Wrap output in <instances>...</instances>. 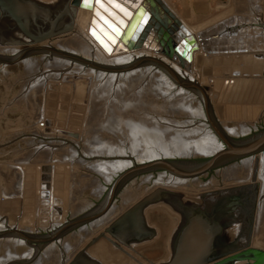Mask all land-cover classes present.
<instances>
[{
  "label": "bare ground",
  "instance_id": "6f19581e",
  "mask_svg": "<svg viewBox=\"0 0 264 264\" xmlns=\"http://www.w3.org/2000/svg\"><path fill=\"white\" fill-rule=\"evenodd\" d=\"M141 14L143 15V18L140 20L139 26L136 27L135 33L140 34L142 42L143 40H146V43L145 45L139 43V46H137L136 48L137 49L143 48L158 52V45L155 43L154 35L150 31H148L149 15L139 12L137 22L139 21V16ZM177 17L179 18L178 15ZM226 22H225L226 25H228L229 27L232 26L231 21H226ZM234 26H242L245 27L242 30H247L251 26V23L242 22ZM223 29H224V25L220 27L214 26L213 28L208 29L205 33H201L199 35L196 34L198 40L200 39L199 42L201 41L202 43H200L201 47L199 48V50L194 53L193 64H195L196 59L200 55L206 57L214 53L215 50L210 51L209 49H207L206 43L210 40L209 37H213L214 39L213 34L216 32L220 33L221 31H223ZM261 32L264 33V31ZM135 33L133 34V38L136 36ZM71 37H76L78 38L79 41L87 40L84 31L82 29L77 28L76 26L73 32L59 36L56 39L46 41L38 46H32L28 48L23 46L3 47L0 45V61L3 59H6L7 63H10V61L11 62L15 61L16 65L25 67V70L29 74V75L26 74L27 77L28 76L32 77L30 79V82H27V79L24 82L26 85L25 93H28L29 91H33V93L34 92L36 93V90L39 91L41 89L46 91L50 83L51 84L53 83L51 81H53L54 79L60 80L62 78L63 81H65L64 78H70V79L73 78V80L76 81L75 85L72 86L73 88L72 90L75 93L74 96L76 102L79 100L77 102L78 104L79 102L86 103L88 107V112H87V114L89 115L87 116L88 122L85 125L86 128L84 130L86 134L88 133L89 139L91 140L92 138H94V133L91 130L93 128V124L95 123L97 124L101 122L103 129L107 128L108 131H113L110 133L111 136L112 134H114L115 136H119L118 134L121 133V135L127 137L126 138L127 140L130 139L131 141L130 143H128L127 140L123 139L124 141L121 142L123 145L121 147L118 145L117 151L111 150L110 148H109L110 152L105 148L102 149L101 151L96 150L94 152L91 149L86 150L91 152V155L92 154L94 155L96 153L95 157L99 155L105 158L101 162L92 163L88 161L89 159L86 160L79 157L75 149L69 147L63 149L62 147L63 145H65L63 143L66 142V141L62 142L64 139H68V140L70 139L75 143H78L80 140L84 139L82 135L85 136V134L82 133L78 135L76 132H75L76 134H74V132L73 134L70 133L68 134L67 132L66 133L60 132L62 134L60 135L57 134V137L59 136V138L57 137L55 138V139H59L57 142H51L50 144H46L41 149L38 148L39 149L38 151L35 150L34 152H32L33 154L31 159L33 161V164L37 165V167H41V164L43 163H50L54 167L58 164L70 166V171L72 167L87 168L88 170L99 173L100 176L105 178L107 183H110L111 181L113 182L115 178L116 179L119 178L121 174L125 173L126 170L130 169V167L132 168V165H134L133 162H138L140 165V164L159 161V160H184L194 157H210L212 155H215V153H218L222 149V145L218 142L217 137L211 132L212 130L207 128L208 117L205 113L202 99L198 95L193 94L192 92H189L184 88H180L182 87V85L178 84L177 86L176 85L177 83L174 81V79L170 77V75H168V73L165 70L157 67L154 64L156 63L161 64L166 69H171V71H173L178 77L179 75H182L183 77H187V79H189L188 80L189 83L195 82L196 84H198V86L204 87L206 86L205 85L206 78L204 75H202L201 72L197 70L196 67L189 68L188 66L187 68L182 69L179 64L177 65L173 64L171 60L168 62V59L164 58L163 56L162 58L150 56L147 54L146 51L138 54L136 53L128 54L127 52H124L120 55H115V57H112L107 55L101 48L97 49L94 45H90L86 42H85L86 44H84L83 42L79 43V41H73ZM129 37L130 34L129 36H126L125 40L132 44L133 41L129 39ZM225 40H227V43H233L231 37H228ZM262 51H264V49ZM23 53H25L26 56L21 58V60L18 59V57L21 56ZM39 53L42 54L49 53L52 55H57L59 57L54 58L55 60H52L51 56L49 57L48 55H42L40 58L31 57ZM241 53H249V52H241ZM62 57L74 58L78 60L81 59L87 65L84 66L81 64H74L70 60L64 59ZM142 58L150 59L149 61H147V63L149 64L142 63L143 66L141 67H146V68H141V69L138 68L137 70L134 69L133 71L126 73H116V74L104 73L101 71H95L94 69L87 67L90 66L89 64H95L103 67L119 68V66L130 65L133 61H137ZM44 63L46 65L44 68L46 71H43L42 72L43 74L42 73L38 74V72L41 71L39 70L41 64ZM8 66L9 65L7 64L0 63V74L4 72V70L2 69H7ZM216 76H220V75H216ZM249 76L250 75L241 76V77L248 78ZM216 82L217 81H215L214 83ZM213 88L215 90H218L219 88L221 89L222 86L220 87V84L216 83L213 85ZM23 93L24 92H22V94ZM29 93L31 94V92ZM155 93L157 96L155 95ZM159 101H162L165 107H168L170 109L169 112L170 111L173 113L179 112L181 114L185 112V115L192 117L190 119L194 118V120L188 119L189 120L188 122L183 123L181 125L180 124L177 125L176 122H173L172 120L173 125L170 124L171 122L169 123L170 125L167 124L166 122L165 125H161L160 121H158L159 119L156 116L155 117L151 116L147 112L140 113L139 116H137L135 115V112H133V111H141L142 109H145V111H153V112L157 111L159 109L158 106ZM99 110L103 111V117H105L111 112V116L117 118L113 119L112 117L109 120L112 124H110V122L107 120L103 121L104 119L100 121V118H97L99 115L98 113L100 112ZM131 118L132 119L135 118V119L131 120ZM156 118L158 120H156ZM139 119L141 121H138ZM204 119L205 120L207 119L206 120L207 122ZM178 127L181 129H178V131L176 130L177 132V133L175 132L176 134L168 135L167 137L168 139L169 138L178 139L180 136L182 137L180 139L181 142L178 141L179 142L178 145L175 142V144L173 143V145L171 144L170 146L161 144L160 139L163 138L164 140L167 139V137L161 138L159 133L165 132L168 134L171 133L172 131V130L170 131V129L172 128L174 129ZM223 127L226 128L227 133L232 137L246 136L250 132H253L256 128L255 123H251L249 125L243 122H237L233 127H229L226 125ZM108 128H110L111 130ZM38 129L39 128L37 127V132L45 131V128L44 130H41L40 128L39 131ZM87 129L89 130V132L86 131ZM46 132L50 133L52 132V130L46 129ZM48 133L47 134L45 133V135L47 136L52 135ZM99 135L100 134H98V136ZM196 135H199L200 139L199 138L192 139V137ZM95 137H96L95 139H97V135ZM105 144H102V146H104ZM167 144L169 143L167 142ZM94 149H97V147H95ZM104 151L106 152L108 151V152L106 153ZM41 159H44L45 161L42 162ZM113 159H120V161H113ZM29 162L31 161L29 160ZM27 167L28 166H26V170ZM28 169H30V165ZM21 171L23 173L24 170ZM21 171L16 170V172H21ZM95 179H93V183H92V186H96L95 187L96 189L94 190L93 194L96 196L97 199H100L106 193L107 186H105L106 184L104 185L101 182H99L98 179L97 180ZM90 182L88 181V183ZM140 184L141 185L133 184L128 188H126L129 191L124 192V194L121 196V199L119 201L117 202L114 201L112 207L106 213H104L102 217L98 219L96 222H93L91 225L87 227L85 226L84 228L74 232L73 234H70L69 237L67 236V238L64 237L63 239L54 242V244L52 243L53 245L50 244L51 246L48 247L45 251H43L41 254L39 253L42 250L39 251L38 253V251L34 249L36 251L35 253L36 255L32 254V250H30L27 254L18 256L15 253H13L11 250L20 247L21 245H23V242L20 240H13L12 244H14V248L12 247V249L10 250L11 253L9 252L8 257H6L5 260H3L4 258L3 259L1 258L2 260L0 259V264H12V263L26 264L24 262L27 259H31L33 257L34 260L31 261L29 264H63L64 262L62 261L64 260V257L65 258L67 257L65 263L69 264L70 263L69 261L76 256V253L81 251L93 238L97 237L101 232H103L106 227H108L112 222H114L117 218H119L125 211H127L130 207H132V205L143 199L146 195H148L157 188H163L170 191H177L183 194H187L186 196L190 197V199L197 200V202L205 201L210 205H217V203H219L225 197H232V196L242 200V202H244L246 206L249 204L251 205L253 201L255 202L256 213L255 216L253 217L254 230L252 236V243L253 245L258 246L261 244V239H264V152L256 156L244 158L242 160L224 166L220 169H217L212 180L208 183L202 182L201 179L186 180V179L175 178L173 176H169L165 174H160L156 178H152L151 176H146L142 178ZM17 185L19 187V184ZM137 186L139 187L136 188ZM146 188H151L152 190H150L149 192L147 191L146 194L144 193V190ZM210 189H214L215 193L207 194ZM194 190H198L200 195L190 194L194 192ZM20 191L16 190L17 197L13 198L12 201L13 205L19 204L20 206V203L23 202V201L22 202L17 201V200L21 201L20 197L22 198L21 196L22 192ZM74 199H76V197ZM72 202L73 200H71V202H69L68 204ZM73 203L72 205H74ZM23 204L24 203H22V205ZM76 208L77 206H75L73 209L72 208L70 209H72L73 210L72 212H74ZM83 208L82 210L87 211L88 206L85 209ZM15 210L17 211V207ZM164 210L165 209L162 208H156L153 209L152 211L150 210L148 212V215L151 214L152 216H154V213H160L161 211L166 212L167 209L165 211ZM172 218L174 219V216ZM65 221L69 222L66 216L61 221H56V223L54 222V224L51 225V228L52 226L54 227V229L52 230L56 231L60 229V227L66 224ZM18 222L20 221H14L13 223H9V222H5L3 219L0 218V237L5 236L3 235L4 233L2 232H5L8 228L10 229L9 231H11V229L14 228L16 229L15 232L18 231L19 234L23 233V234H28L29 236L30 235L37 236V234H39L40 230L38 228L28 229L27 227L23 226L21 222L20 225L16 224ZM7 223L9 224V226ZM13 236H18V235H13ZM73 238H77L79 240L76 247H74L75 245H72L71 243L72 241H70ZM9 242L11 241H8L7 243ZM6 245L9 246V244ZM6 245L4 246L6 247ZM262 248L264 249L263 246ZM89 254L93 258L102 262L103 264H137L135 261L127 258L126 256L113 251L112 248H110V246H108V244H106L104 241L100 242L98 245L92 248L89 251Z\"/></svg>",
  "mask_w": 264,
  "mask_h": 264
},
{
  "label": "rangeland",
  "instance_id": "374dc122",
  "mask_svg": "<svg viewBox=\"0 0 264 264\" xmlns=\"http://www.w3.org/2000/svg\"><path fill=\"white\" fill-rule=\"evenodd\" d=\"M38 1H41L42 3H45V4L53 5V4H56L59 0H38ZM119 1L125 4L126 6L131 7L133 10L137 9L141 5V0H119ZM163 1L164 3H166V5H168V7L172 10V12L176 16L177 15L179 16V18L181 19L179 20L182 23H184V25L187 26L188 28L206 29V28H213L214 25H217L220 27V26H223L222 22L224 23L226 21H231L232 26L237 25L242 22L251 23V26L249 27V29L241 30L237 36L231 38L233 43H227V40L217 39L218 33L217 32L214 33L213 34L214 39L213 37H209L210 40L206 43L207 49H209L210 51L215 50L214 53L206 57L202 55L199 56L196 59L198 63L195 61V64H192L191 66H189V68L196 67L197 70L201 72L202 75L205 76L206 78L205 85H209L211 87H213V85L216 83H219L221 87L223 86L224 81L227 79L235 81L236 87L234 88V90H232V92H230L229 96L222 95V89H223L222 87L221 89L219 88L218 90H216L214 96L210 99V101H212L211 102L212 108L218 110V112H220V115H223V117H225L226 119L223 121L224 123L223 126L226 125L229 127H233L235 126L237 122H243L249 125L251 123H255V127L258 130L257 132L264 130V77L255 76V75L261 74L260 73L261 69H264V63L262 62L260 58H257V57H261L264 55V51H262L264 49V33L261 32V31H264V29L260 27L261 25H264V0H227L226 3H223L220 0H209L208 2L207 1L204 2V0H163ZM101 3L102 2H99L98 3L99 7L94 6V9L91 11L86 10V9L79 10L77 14V19H76V26L77 28L82 29L84 31L88 41L86 39H85L86 41H84L83 39H82L83 41H79L78 38L71 37L73 41H79V43L83 42L84 44L88 43L90 45H94L97 49H100L96 41L88 33L89 27L92 22L97 25L100 19L105 20L107 21V25H109V27H112V28L116 26V22H119L120 24L125 25L124 20L118 14H116V12L106 7L105 5L104 7H101ZM204 3L206 4V7H204ZM142 18H143V15L141 14L139 16V21L136 23V26L133 29L131 36L129 37V39L133 41L132 45L134 46L133 47L134 49L137 46H139V43H142L140 34L135 33L136 27L139 26L140 20ZM219 29H222V28H219ZM134 33L136 34V36L133 38ZM127 48L128 47L124 45L122 46L123 50L121 49L118 50L117 48L115 49L114 53L115 55H120L124 52H127L128 54L130 53L138 54V53L146 51L147 54L150 56L160 57V58H162L163 56L164 58H166L164 55L158 53L157 51H152V50L143 49V48L138 49V50L132 49L131 51V50H127ZM241 52H249V53H241ZM42 55H48L49 57L51 56L52 60H55L54 58L59 57L57 55H52L49 53H44V54L39 53L31 57L40 58ZM115 55H112V57H115ZM169 61L170 60L168 59V62ZM171 62L176 65L178 64L176 60L171 61ZM74 64H77V63H74ZM45 66H46L45 63L41 64L39 68V70L41 71L38 70L39 71L38 74L42 73L43 71H46L44 69ZM141 68H146V67H141ZM2 70H4V72L0 74V77H1L0 79V195H1L0 196V218L3 219L5 222H9V223H13L14 221H20L22 225L27 227L28 229L38 228L40 232L39 234H37V236H45L48 234V232L53 231L52 229H54V227L52 226L51 228V225H53L54 222L56 223V221H61L63 218H65L62 211L65 210L66 203H67V209L69 210V215L67 219L69 221L79 219L82 216L87 215V213L90 212L91 210L94 211L95 209H97L104 202V200L106 199L108 195V191L110 187H112V185L116 181V178L115 180H113V182L111 181L110 183H107L105 178L100 176L99 173L88 170L87 168H73L72 167L70 174H69L66 168H64L65 165L58 164L54 167L50 163H43L41 164V167L49 166V167H52L53 169V171L50 174V182L48 183L49 187H47L46 181H44L43 177H41L43 173L41 174V172H38L39 167L33 164V161L31 159L32 154H33L32 152H34L35 150L38 151L39 149L44 147L46 144H50L51 142H57L59 140V139H55L57 137V134L60 135L66 132L68 134L69 133L73 134L74 132V134L77 133L79 135L83 133L85 134V136L82 135L84 139L80 140L79 141L80 143L79 142L75 143L74 141L70 139L69 140L64 139L62 142L64 141L66 142L63 143L65 145H63L62 147L63 149L67 147L73 148L77 151L79 157H81L82 159H86V160L89 159L88 161L95 163V162H101L105 158L99 155L98 156L96 155L97 157H95L96 153L94 155L93 154L91 155V152L86 151V150L91 149L94 152L96 150L101 151L102 149L105 148L109 152H110V149L117 151L118 145L121 147L123 145L121 142L124 140H127L126 139L127 137L121 135V133L118 134L119 136H115L114 134H112L111 136L110 133L113 131H108L107 128L103 129L102 123L99 122L97 124L96 123L93 124V128L91 130L94 133V138H92L91 140L89 139L88 133L86 134L84 130L86 128L85 125L88 122V119H87V116H89L87 114L88 107L86 103L79 102L78 104L77 103L79 101L78 99H77L78 101L76 102V99L74 96L75 93L72 90L73 89L72 86L75 85L76 81L73 80V78L72 79L64 78L66 82L63 81L62 78L60 80L54 79L53 81H51L53 83L52 84L50 83L48 89L45 88L46 91L42 89L39 91L36 90V93L35 92L33 93V91H29L31 92L30 94L29 92L25 93L26 85L24 82L26 79H27V82H30V79L32 77L30 76L27 77V75L29 74L25 70L24 66H20V65H16L15 63H12L11 65L8 66L7 69H2ZM235 73L237 74L234 75ZM248 74L250 75L248 78L241 77V76H245ZM216 75H220V76H216ZM215 81L217 82L214 83ZM176 85L178 86V84ZM22 92L24 93L22 94ZM159 103H162V104H159ZM159 103H158L159 109L157 111H154V112L145 111V109H142L141 111H133V112H135V115L137 116H139L140 113H144V112L149 113L151 116H154V117L156 116L159 119L158 120L156 118V120L160 121L161 125H165L166 123L169 124L170 122H171L170 124L173 125L172 120L173 122H176L177 125L186 123L189 120H194V118L190 119L192 117L185 115V112H183L182 114L179 112H176V113L175 112L173 113L171 111L169 112L170 109L168 107H165L162 101H159ZM99 111L100 112L98 113L99 115L97 118H100V121L103 119H104L103 121H106V120L109 121L112 117L113 119L117 118V117L111 116V112L105 117H103V111L101 110ZM133 119L131 118V120ZM83 120L86 123H84ZM40 121L45 123L44 132H37L38 126L36 125L41 123ZM138 121H141V120L139 119ZM110 124L112 123L110 122ZM193 128H196V127H193ZM207 128L212 130L211 127H209V125ZM46 129H50L52 130V132L48 133L46 132ZM178 129H181V128L179 127L174 128V129L172 128L170 129V131L172 130L171 133L167 134L165 132H161L159 133V135L161 138L167 137L168 135L176 134L177 133L176 130L178 131ZM86 131L89 132L88 129ZM211 132L216 136V134L213 131ZM45 133L52 134V135L47 136L45 135ZM98 134L100 135L98 136ZM96 135H97V139H95ZM57 138H59V136ZM181 138L182 137L179 136L178 139L172 138L173 139L172 140L170 138L168 139L167 137V139H164L165 141L163 140V138L162 139L159 138V139L161 140V144L170 146L171 144L173 145V143L175 144V142L178 145L179 144L178 141H180ZM198 138L200 139L199 135L192 137V139H198ZM217 140L222 145L218 137H217ZM127 141L128 143H130L131 140L128 139ZM167 142L169 144H167ZM102 144H105V145L102 146ZM95 147H97V149H94ZM223 147L224 146L222 145V148ZM203 158L204 157H194L191 159H184V160H204ZM29 160L31 162H29ZM41 160L42 162L45 161L44 159H41ZM113 161H120V159H113ZM133 163L134 165H132V168L130 167V169H133L135 164L139 165L138 162H133ZM23 164H25L28 167L30 165V169H28L27 167V170H26V166ZM56 167L57 168L61 167L63 169H58L57 171H55V169H57ZM19 168L20 169L22 168L21 170H24L23 173ZM130 169L126 171H130ZM16 170L21 171V172H16ZM215 172L210 174L207 177H204L203 179H201V181L204 183L210 182L213 176L215 175ZM94 177L97 178L99 182H101L104 185L106 184L105 186H107L106 193L100 199H97L96 196L93 194L94 190L96 189L95 188L96 186H92L93 179H95ZM156 177L157 176H155L154 178ZM141 180H142V177L140 176L139 177L135 176L132 179H130L126 183L124 188H122L119 191L118 197L116 198V202L121 199V196L124 194V192L129 191L126 188H128L129 186L133 184L141 185L140 184ZM88 181L89 182L91 181V182L88 183ZM17 184H19V187ZM138 187L139 186H137L136 188ZM39 188H40V192H39ZM23 189H24V192H23ZM16 190L17 191L22 190L20 191L22 192L21 193L22 198L18 196L20 197L21 201L19 200L17 201L18 202L23 201L22 202L24 203L23 205L22 203H20V206L19 204L13 205V202H12L13 198L17 197ZM150 190L152 189L146 188L144 190V193H146L147 191L149 192ZM70 192L74 196L71 195ZM173 192L180 193L177 191H173ZM212 193H215L214 189H210L207 194H212ZM190 194L200 195L198 190H194V192ZM184 195H187V194H184ZM70 196H73V197H70ZM75 197L76 199H74ZM71 200H73L74 203L73 202L72 203L75 206H77L76 210H74L75 213L72 212L73 211L72 209L75 206L72 205V203L68 204L69 202H71ZM68 206L72 209H70ZM87 206L88 208L90 206L89 209L87 208V211L82 210L83 207H84L83 209H85ZM16 207H17V211L15 210ZM255 210H256L255 207H253L250 204L247 206L244 205V208L240 207L236 209V213L234 214L235 218L232 219V221H234L233 222L234 226H232L233 229H231L230 231L229 241H237L236 238L237 236L240 235L239 233H241L242 235L243 234L246 235L250 231V233L253 234V230H254L253 229L254 228L253 227L254 225L253 217L255 216V213H256ZM71 216L72 217L75 216V217L72 218ZM251 217H252V220H251ZM148 219H149V224L152 228H155V229L158 228L159 230L158 239L154 243L136 248V250L142 255V257H139L137 255H134V256L138 259V261L144 264H147L145 259L153 261V262L167 260L169 257V252L167 249V241L171 234V231L177 225L178 219H175V218L173 219L172 216H170L169 211H166V212L161 211L160 213H154V216L150 214L148 215ZM20 222L16 224L20 225L21 224ZM30 222H32L33 225H30ZM9 230L10 229L8 228V231ZM6 231L2 233H6ZM73 233L74 231L68 233L65 236V238H67V236L69 237V235ZM77 238H73L74 240L73 239L70 240L72 241L71 242L72 245H75L74 247H76L79 241ZM13 240L22 241L21 239L15 238V237H7V238L0 237V248H2L0 249V259L4 258L3 260H5L6 257H8L10 250L12 249V247L14 248V244H12ZM8 241H11V242L7 243ZM263 241L264 239H261V244L258 245L259 248H262V246L264 247ZM22 242H23V245H21L20 247H17L18 249L17 248L12 249L11 251L18 256L25 255L30 250H32V254L36 253L35 251L36 249L34 250V248H32L31 246L26 245L24 241ZM5 243L9 244V246L6 245ZM4 245H6V247ZM33 245L43 246V244H40V243H34ZM51 245H49L48 247H50ZM48 247L44 248L39 254L45 251ZM33 260H34V257L31 259H27L26 260L27 262L25 261L24 263L29 264ZM66 260H67V257L66 258L64 257V260L62 261L64 262L63 264H66L65 263ZM12 264H15V263H12Z\"/></svg>",
  "mask_w": 264,
  "mask_h": 264
},
{
  "label": "water",
  "instance_id": "95a60500",
  "mask_svg": "<svg viewBox=\"0 0 264 264\" xmlns=\"http://www.w3.org/2000/svg\"><path fill=\"white\" fill-rule=\"evenodd\" d=\"M59 1L50 5L38 0H0V45L29 48L71 33L75 30L79 10L91 11L94 6L99 7L98 3L102 2L125 22V25L116 22L114 28L109 27L105 20L101 19L97 25L91 23L88 33L107 55H115V49L123 50L122 46L124 45L128 47L127 50H135L134 46L125 39L129 34L131 36L137 23L138 14L142 12L149 15L148 31L154 35L158 52L171 61L176 60L181 68L185 69L193 64L194 53L201 47L200 43L202 42H199L200 39L198 40L196 34L205 33L210 29L188 28L163 0H141V5L135 10L119 0H114L112 4L109 3V0ZM220 1L226 3L227 0ZM115 4L121 5L126 11H121L120 8L115 7ZM222 25H224V29L217 35V39L220 40L235 37L240 33V30L245 28L242 26L229 27L225 22H222ZM260 27L264 29V25ZM145 43L146 40H143L142 44L145 45ZM136 50L138 49L136 48ZM22 55L18 59L21 60L26 56L25 53ZM62 58L73 63L87 65L81 59ZM257 58H260L264 63V55ZM149 60L142 58L133 61L130 65L119 66V68L95 64H89L90 66L87 67L104 73H126L141 68L142 63L149 64L147 63ZM0 63L11 65L15 61L7 63L6 59H3ZM154 65L165 70L177 84L182 85L180 88H184L202 99L208 117V125L224 147L215 155L204 157V160H159L140 165L135 164L133 169L126 171L116 179L104 202L94 211L88 212L87 215L70 220L60 229L48 232L45 236H29L28 234H19L18 231L15 232L16 229H11V231L7 229L3 234L5 236L2 237L19 238L39 253L68 233L76 232V230L87 227L100 219L112 207L119 191L135 176L154 178L165 174L186 180L203 179L217 169L264 152V130L243 137H232L227 133L226 128L222 125L226 120L225 117L220 115L218 110L212 108L210 99L216 92L213 87L209 85L200 87L195 82L189 83L187 77L182 75L178 77L171 69H166L161 64ZM260 73L256 76L264 77V69H261ZM222 87V95L229 96L236 87V83L234 80L227 79ZM64 168L70 174V167L65 166ZM58 169L63 168L58 167L55 171ZM38 170L41 174L43 173L42 177L49 187L52 167H39ZM244 205L246 206L242 200L233 196L225 197L217 205H210L205 201L197 202V200L190 199L183 193L157 188L93 238L69 264H103L89 254V251L102 241L108 244L113 251L126 256L137 264H144L138 261L134 255L142 257L136 248L154 243L158 239L159 230L152 228L148 219V212L156 208L167 209L170 216L178 219V223L171 231L167 241L168 259L159 262L145 259L147 264H264V249L252 244L253 234L250 231L246 235L239 233L237 241H229V234L234 226L232 219L235 218L236 209L244 208ZM251 205L255 207V202L252 201ZM62 212L67 218L69 215L67 203ZM30 225H33L32 222ZM34 243H40L43 246H35Z\"/></svg>",
  "mask_w": 264,
  "mask_h": 264
},
{
  "label": "snow or ice",
  "instance_id": "6c2138e0",
  "mask_svg": "<svg viewBox=\"0 0 264 264\" xmlns=\"http://www.w3.org/2000/svg\"><path fill=\"white\" fill-rule=\"evenodd\" d=\"M86 2H87V0H86ZM109 3H110V4L114 3V0H109ZM101 7H104V4H103V3H101ZM115 7L120 8L121 11H126V10H125L121 5H119V4H115ZM98 15H99V13H98ZM105 23H107V21H105ZM93 34L95 35V31L93 32Z\"/></svg>",
  "mask_w": 264,
  "mask_h": 264
},
{
  "label": "built area",
  "instance_id": "2783aa9c",
  "mask_svg": "<svg viewBox=\"0 0 264 264\" xmlns=\"http://www.w3.org/2000/svg\"><path fill=\"white\" fill-rule=\"evenodd\" d=\"M38 127H39V129L41 128V130H44L45 124L43 122H41L38 124Z\"/></svg>",
  "mask_w": 264,
  "mask_h": 264
},
{
  "label": "flooded vegetation",
  "instance_id": "af4514ba",
  "mask_svg": "<svg viewBox=\"0 0 264 264\" xmlns=\"http://www.w3.org/2000/svg\"><path fill=\"white\" fill-rule=\"evenodd\" d=\"M207 122V121H206ZM210 126V125H209ZM256 129V128H255ZM258 130H255L254 132H250L249 134H254V133H256ZM248 134V135H249Z\"/></svg>",
  "mask_w": 264,
  "mask_h": 264
},
{
  "label": "crops",
  "instance_id": "0c3cea01",
  "mask_svg": "<svg viewBox=\"0 0 264 264\" xmlns=\"http://www.w3.org/2000/svg\"><path fill=\"white\" fill-rule=\"evenodd\" d=\"M206 1L208 2L209 0H204V2H206ZM204 7H206V4L205 3H204ZM202 10H203V8H202Z\"/></svg>",
  "mask_w": 264,
  "mask_h": 264
}]
</instances>
